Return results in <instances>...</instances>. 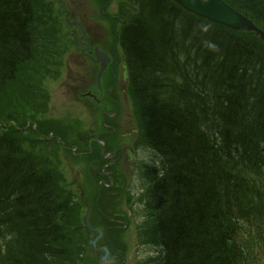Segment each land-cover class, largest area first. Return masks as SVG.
Here are the masks:
<instances>
[{"label":"trees","instance_id":"obj_1","mask_svg":"<svg viewBox=\"0 0 264 264\" xmlns=\"http://www.w3.org/2000/svg\"><path fill=\"white\" fill-rule=\"evenodd\" d=\"M223 1L264 31V0ZM131 4L120 44L138 125L162 157L148 178L158 264H249L264 241V42L171 0ZM64 26L48 0H0V101L19 94L20 128L37 113L20 74L39 75L44 62L42 79L60 76L71 43ZM14 130L0 136V264L86 262L74 254L80 205L57 152L39 147L52 164L45 171Z\"/></svg>","mask_w":264,"mask_h":264},{"label":"flooded vegetation","instance_id":"obj_2","mask_svg":"<svg viewBox=\"0 0 264 264\" xmlns=\"http://www.w3.org/2000/svg\"><path fill=\"white\" fill-rule=\"evenodd\" d=\"M86 15V14H83ZM119 20L118 17H116ZM92 25H97L96 22H91ZM108 29V27H107ZM91 30V29H90ZM107 33L110 34L109 29ZM91 34L90 38H87L89 49L85 51V55L79 51L78 57L76 58L77 66L73 72L76 75L75 87L69 89L68 92H72L73 96L77 97L78 102L84 106L85 109L96 110L101 112L104 116L105 121L108 120L109 125L106 128L109 130L106 134H114L115 137L110 140V145L107 144L106 150L110 149V153L114 154L115 157H108V163L102 166V169L107 166V170L112 171L113 179L116 178L117 186L113 185L112 188L115 191L109 192V197L114 204L113 208L111 205L109 208H105L107 211L113 212V217L107 216L105 213L102 214V218H99L95 223L97 224L96 229L102 232V246L105 244L109 247V263L110 264H122L120 263L119 249H122L125 253L128 251V247L122 243V238L117 230L129 232L134 235L133 241L130 243L133 246L132 254L139 248L137 238L135 236L136 229L132 228L130 219L131 210L126 203H135L134 200L127 196L124 192L129 179L134 177V174L139 173V166L141 161V155L143 151L142 139L139 136V128L136 124L135 117L132 113V104L129 100L128 93V79L125 80L123 65L125 63L123 55L116 50L114 47H110L107 40V35L100 34V31H95ZM96 49L105 53L109 57V63L107 70L101 77L100 83H98V72L101 65L96 62L97 54ZM71 61L68 60V66L72 65ZM38 64V62H34ZM73 64V65H74ZM69 69V68H68ZM36 126H34L35 128ZM93 134V131H89ZM88 139H91L89 137ZM94 142V138H92ZM99 139V138H98ZM115 183V182H114ZM120 194L118 197L117 195ZM118 198H122L121 202H117ZM126 211L129 217L124 220V216L120 211ZM108 219L110 225L104 220ZM138 222V218H135ZM113 231L110 236L108 232ZM92 237H98L96 232H92ZM112 240V241H111ZM100 240L97 242L96 247L99 245ZM104 245V246H105ZM105 246V247H106ZM141 246V245H140ZM99 260L103 254L100 252V248L97 247L95 251Z\"/></svg>","mask_w":264,"mask_h":264},{"label":"rangeland","instance_id":"obj_3","mask_svg":"<svg viewBox=\"0 0 264 264\" xmlns=\"http://www.w3.org/2000/svg\"><path fill=\"white\" fill-rule=\"evenodd\" d=\"M53 1V0H52ZM55 9L60 10V5L64 4V8L71 11V13H74L77 17H79L78 15L80 13H83L84 10H86L85 8L88 7H94V0H63L61 1V3H55ZM114 10L118 9L117 4L114 3ZM90 9V8H89ZM65 29L67 31H69L70 28L65 27ZM41 43H48L47 40H43L41 41ZM55 45L57 46V43L55 42ZM44 56V52L42 53ZM78 56V53H74V54H70V58L74 61ZM43 63V64H42ZM41 64L43 65V68L41 70V72L39 73V75H35L34 73H30L29 71L26 72V69L24 70L23 73L20 74V76L22 77V82H27L30 83L31 86L29 88L28 91H26L24 93V98H26V103L29 102V96H30V92H37V90H40V86H38V84H40L42 77L45 76V69H46V64L44 62H42ZM75 79H76V75L73 73V71H71L69 73V76L66 78V80L74 85L75 84ZM48 85V84H47ZM46 85V86H47ZM45 86V84H44ZM49 95H50V101L53 100V103L51 105L52 110L51 113H46L45 117L51 119L54 123H57L58 121H56V119H60V120H65L67 121V123H76L77 120H83L85 122V129L87 130V126L89 125L90 127L94 128L95 124L92 122V118L89 119L87 112L85 110L82 111V107L78 105L77 101L75 100L74 96H66V88L63 87L62 82H59L58 84L55 85H51V89H49ZM19 97V94L16 93H11L10 97L11 99H13V103L11 104H6L5 102L0 101V135L3 134L5 132L6 129H11L12 126L15 124L19 125L20 123H18L22 117V110L21 109V104H20V99L17 97ZM22 97V96H21ZM17 98L19 99V102L17 103ZM28 114V113H27ZM60 123L63 125V123L60 121ZM85 130V131H86ZM70 130H66L64 132L61 131L62 134H66L68 133ZM68 154L70 155V151H68ZM75 158H73L72 160H68L65 163V171L69 172L70 175H72L74 177V180L76 178V172H74V170H77V162L74 160ZM85 166H87L88 161H86L85 159L81 160ZM73 166H76L77 169H74ZM73 180V181H74ZM73 193H76L73 192ZM120 201V198L117 199V202ZM114 206V204H112ZM78 236V233H76ZM86 258H88V262L89 264H97L95 262V258H93V255L90 252H87L85 254ZM66 261L64 260L63 263H65ZM77 262H75L74 264H76ZM86 262L83 260V262L77 263V264H85ZM58 264H60L58 262ZM62 264V263H61Z\"/></svg>","mask_w":264,"mask_h":264},{"label":"water","instance_id":"obj_4","mask_svg":"<svg viewBox=\"0 0 264 264\" xmlns=\"http://www.w3.org/2000/svg\"><path fill=\"white\" fill-rule=\"evenodd\" d=\"M190 13L196 14L201 18L212 21L213 23L227 26L232 30L251 31L260 35L264 40V34L255 25L245 19L241 14L234 12L227 4L219 0H173ZM77 24V23H75ZM107 60H105L106 62ZM127 76V75H126ZM105 261V258H104Z\"/></svg>","mask_w":264,"mask_h":264}]
</instances>
